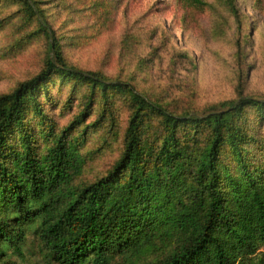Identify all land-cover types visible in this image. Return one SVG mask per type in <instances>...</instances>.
I'll return each instance as SVG.
<instances>
[{"label":"trees","instance_id":"16d2710c","mask_svg":"<svg viewBox=\"0 0 264 264\" xmlns=\"http://www.w3.org/2000/svg\"><path fill=\"white\" fill-rule=\"evenodd\" d=\"M11 1L48 47L38 73L0 94V264H24L31 243L47 264H264V100L171 111L130 83L70 65L44 3ZM177 1L195 19L205 0ZM67 87L81 111L58 130L53 92ZM122 107L119 158L77 184L80 141L114 128Z\"/></svg>","mask_w":264,"mask_h":264},{"label":"rangeland","instance_id":"374dc122","mask_svg":"<svg viewBox=\"0 0 264 264\" xmlns=\"http://www.w3.org/2000/svg\"><path fill=\"white\" fill-rule=\"evenodd\" d=\"M39 1L70 65L130 83L171 111L202 114L240 95L264 100V0H205L195 19L177 0ZM47 44L20 3L0 0V94L40 71ZM53 95L49 114L59 130L81 111L80 99L69 87ZM126 109L114 128L90 130L80 141L77 184L103 176L119 158ZM31 244L24 264H47Z\"/></svg>","mask_w":264,"mask_h":264}]
</instances>
